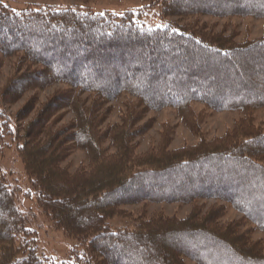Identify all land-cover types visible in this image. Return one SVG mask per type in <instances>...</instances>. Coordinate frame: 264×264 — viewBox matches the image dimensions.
Here are the masks:
<instances>
[{
  "label": "trees",
  "instance_id": "16d2710c",
  "mask_svg": "<svg viewBox=\"0 0 264 264\" xmlns=\"http://www.w3.org/2000/svg\"><path fill=\"white\" fill-rule=\"evenodd\" d=\"M96 1L22 9L0 1V76L17 59L0 92V141L15 142L28 182L23 194L0 165V264H59L42 249L39 215L74 242L62 264H264L263 243L251 237L264 232V122L253 117L264 109V35L237 41L180 21L261 19L264 0H144L166 22L155 27L133 9L94 10ZM56 85L40 102L37 93ZM123 97L124 112L109 123ZM170 107L198 137L207 110L242 118L230 135L172 149L168 127L139 151L155 123L147 114ZM76 150L86 162L72 171L65 162ZM21 195L36 211L22 208ZM212 198L242 218L223 221L225 205L185 218L125 209Z\"/></svg>",
  "mask_w": 264,
  "mask_h": 264
},
{
  "label": "rangeland",
  "instance_id": "374dc122",
  "mask_svg": "<svg viewBox=\"0 0 264 264\" xmlns=\"http://www.w3.org/2000/svg\"><path fill=\"white\" fill-rule=\"evenodd\" d=\"M1 2L7 3L14 8L22 9L30 4H52L59 7L66 6L67 4H75L77 0H0ZM143 4V5H142ZM146 3L144 0H97L92 8L94 10H108L113 13H119L124 10L133 9L136 12L141 13V21L145 22L148 27L164 26L165 20L160 18L158 8H151L144 6ZM142 11V12H141ZM171 21L179 22L177 18H171ZM182 24H186L192 27H202L206 25L207 28L214 26L215 32H223L225 35L234 34L236 40H250V38H260L264 35V18L257 19L254 17H242V16H227L226 18L213 17L209 15L202 16H192L190 18H185L180 20ZM0 54V58H1ZM16 58L6 59L4 61V68L0 76V92L4 86H6L9 77L14 72V64ZM63 87L62 85H56L52 88L46 89L45 91H40L38 98L40 102L44 101L50 94H52L57 88ZM34 92L28 94L24 99L17 102L15 105H6L5 110L9 114L16 113L28 100ZM125 98H121L118 101L111 103L112 113L108 119L109 123L117 122L120 115L125 110ZM195 109L197 112L204 109V106L200 103L195 104ZM123 110V111H122ZM254 123L260 125L264 122V109L253 111ZM148 118H154L155 123L148 134L139 138L140 141L139 151L145 152L152 146H157L160 142L161 135L163 133L168 134L167 128L170 127L172 130L170 135H172V148L184 147V145H196L202 139H219L226 135L233 133L237 127L235 123L242 118V113L239 112H218L211 113L207 110L202 119V129L201 137L191 132L188 123L182 120V118L177 114V111L170 107L163 109L159 112H149L147 114ZM31 118V117H30ZM72 118L69 114L67 119ZM28 121V120H27ZM2 121L0 122V125ZM3 141H0V165L3 171L9 178V183L15 187L19 188L24 194L28 186L26 176L24 174V166L22 160L17 153V145L12 140L11 137H3ZM86 162V154L81 150H76L69 158L65 165H69L72 171H75L79 166ZM20 205L24 210L36 211L35 205L29 200L21 195V200H19ZM222 206L225 205L226 212L225 216L222 218L225 222H231L234 220H239L242 218L241 213H239L235 208L227 205L226 202L216 201L215 199L201 200L198 203L193 204H156L151 203L148 206H129L125 207L126 210L132 212L134 215L145 214L147 218L152 217L156 214H164L166 216L185 218L187 215L192 213L194 210H202L205 214L210 210L211 206ZM123 225L124 220L116 219L114 224ZM36 226L41 231V243L43 251L51 256L56 262L62 264L63 261L69 262L71 255V250L74 246V242L66 238L62 232L55 231L51 225L39 215V219L36 222ZM248 226V225H247ZM251 226V225H249ZM252 233V240L259 242L261 241L264 246V232L262 230H255ZM190 264H195L190 261Z\"/></svg>",
  "mask_w": 264,
  "mask_h": 264
},
{
  "label": "bare ground",
  "instance_id": "6f19581e",
  "mask_svg": "<svg viewBox=\"0 0 264 264\" xmlns=\"http://www.w3.org/2000/svg\"><path fill=\"white\" fill-rule=\"evenodd\" d=\"M203 200V199H202Z\"/></svg>",
  "mask_w": 264,
  "mask_h": 264
}]
</instances>
